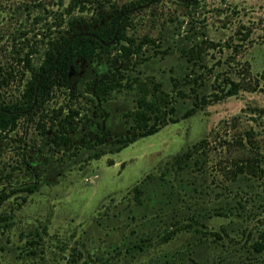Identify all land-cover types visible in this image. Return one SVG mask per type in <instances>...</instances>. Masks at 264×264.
<instances>
[{
  "label": "rangeland",
  "instance_id": "obj_1",
  "mask_svg": "<svg viewBox=\"0 0 264 264\" xmlns=\"http://www.w3.org/2000/svg\"><path fill=\"white\" fill-rule=\"evenodd\" d=\"M133 1L0 0V107L73 19L80 32ZM127 13V59L77 60L67 87L0 133V264H264V0ZM109 72L122 87L101 101L88 85ZM138 79L163 96L147 123L165 122L119 146L137 131L123 85Z\"/></svg>",
  "mask_w": 264,
  "mask_h": 264
},
{
  "label": "trees",
  "instance_id": "obj_2",
  "mask_svg": "<svg viewBox=\"0 0 264 264\" xmlns=\"http://www.w3.org/2000/svg\"><path fill=\"white\" fill-rule=\"evenodd\" d=\"M147 1L135 0L122 5L119 9L112 11L113 13L108 20L95 26L85 23L84 30L80 32L75 30L73 24H81L83 20L80 18L73 19L64 35L49 40L42 52V59L39 64L35 67H29V76L23 85L19 98L0 107V133L12 130L23 110L29 109L27 111L29 114H35L41 110L44 103L49 99L53 87L56 85L67 87L69 85V73L75 68L77 60L88 61L94 55L102 52L109 53V49L115 50L114 60L117 58L127 59L134 52L131 49L134 40L125 33L127 11ZM122 79V73L109 72L102 77H94L88 86L95 97L105 101L112 90H118L122 87ZM228 83L229 87L225 91L226 94H234L240 88L238 82L230 80ZM123 86L135 89L138 94L135 108L130 114L132 126H135L137 131L135 134L132 133L130 137H118L119 146H124L135 135L154 133L165 122L163 118L158 117L156 121L147 123L151 114L159 112L160 102H163V96L156 87L140 79ZM68 118L69 116L64 121H67ZM57 138L59 139L58 144L68 142V137L65 135L57 134ZM98 140L101 142L102 139L99 138ZM93 154L94 157L99 156V152ZM188 156L189 151L187 150L182 153L180 158H187ZM252 246L257 252L263 248L261 241H254Z\"/></svg>",
  "mask_w": 264,
  "mask_h": 264
}]
</instances>
